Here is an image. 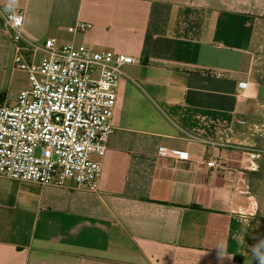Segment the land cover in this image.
I'll use <instances>...</instances> for the list:
<instances>
[{"label":"crops","instance_id":"crops-1","mask_svg":"<svg viewBox=\"0 0 264 264\" xmlns=\"http://www.w3.org/2000/svg\"><path fill=\"white\" fill-rule=\"evenodd\" d=\"M4 9L23 12V42L73 40L138 63L123 67L96 192L0 176V264L264 258L247 252L264 217V200L252 191L264 176L254 64L264 0H0V103L10 104L18 91ZM77 22L91 26L70 33ZM203 68L236 75L208 77ZM239 81L252 92L236 94ZM226 128L228 143H205ZM159 148L182 153L161 156ZM211 157L221 167H207Z\"/></svg>","mask_w":264,"mask_h":264},{"label":"built area","instance_id":"built-area-1","mask_svg":"<svg viewBox=\"0 0 264 264\" xmlns=\"http://www.w3.org/2000/svg\"><path fill=\"white\" fill-rule=\"evenodd\" d=\"M2 21L14 48L13 69L26 75L25 87L12 104L0 103V176L41 186L97 191L101 158L113 131L111 119L116 89L123 67L138 60L73 40L58 44L23 42V12L4 9ZM19 20V23H17ZM90 24L77 22L68 31H85ZM201 74L232 79L236 72L203 68ZM246 81L237 83L236 94L251 93ZM231 130L223 129L217 142L228 143ZM182 152L159 148L158 154L174 157ZM205 165L221 167L218 157Z\"/></svg>","mask_w":264,"mask_h":264},{"label":"rangeland","instance_id":"rangeland-1","mask_svg":"<svg viewBox=\"0 0 264 264\" xmlns=\"http://www.w3.org/2000/svg\"><path fill=\"white\" fill-rule=\"evenodd\" d=\"M260 47L256 51L254 58L256 60L257 67V79L258 83L261 87V98L259 100L261 103V111L264 114V40L261 41ZM255 69V68H254ZM254 71V70H252ZM15 88L17 89V94L21 89L25 87L26 75L22 71L16 70L15 72ZM10 104L14 102L13 98L8 100ZM252 191L256 192V194L262 196V200H264V176L260 178V181L253 185ZM260 198V197H259ZM264 203V201H262ZM261 214H264V206L260 207ZM247 252L256 256L264 257V217H260L258 221L252 226V231L250 232V244H248ZM243 264H264V258H254V259H246L243 261Z\"/></svg>","mask_w":264,"mask_h":264},{"label":"clouds","instance_id":"clouds-1","mask_svg":"<svg viewBox=\"0 0 264 264\" xmlns=\"http://www.w3.org/2000/svg\"><path fill=\"white\" fill-rule=\"evenodd\" d=\"M17 2V0H11L12 4H15ZM17 23H19V20H17Z\"/></svg>","mask_w":264,"mask_h":264}]
</instances>
